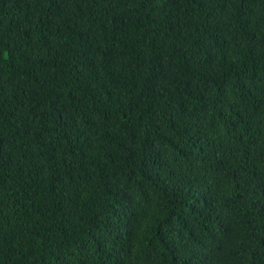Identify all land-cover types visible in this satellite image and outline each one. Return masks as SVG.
<instances>
[{
  "label": "trees",
  "instance_id": "1",
  "mask_svg": "<svg viewBox=\"0 0 264 264\" xmlns=\"http://www.w3.org/2000/svg\"><path fill=\"white\" fill-rule=\"evenodd\" d=\"M0 264H264V0H0Z\"/></svg>",
  "mask_w": 264,
  "mask_h": 264
}]
</instances>
